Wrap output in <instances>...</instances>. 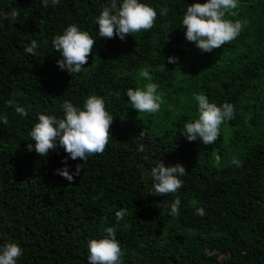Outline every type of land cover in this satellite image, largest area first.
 Masks as SVG:
<instances>
[{
    "label": "trees",
    "instance_id": "1",
    "mask_svg": "<svg viewBox=\"0 0 264 264\" xmlns=\"http://www.w3.org/2000/svg\"><path fill=\"white\" fill-rule=\"evenodd\" d=\"M110 2L45 7L42 0H0V13L19 11L15 22L0 18V116L9 121H0V245L23 249L17 264H88L89 240L115 226L121 264H264V0H239L237 15L226 18L248 24L211 53L188 42L182 24L187 7L206 0H140L156 9L155 26L124 41L98 35L97 18ZM71 24L96 40L88 64L73 76L59 69L52 44ZM32 40L35 55L24 52ZM145 68L152 81L139 75ZM149 82L159 85L163 103L155 114L138 113L126 90ZM194 94L234 106V118L207 146L180 131L198 118ZM91 95L103 97L114 116L112 137L69 182L55 174L64 150L47 157L29 152L27 144L35 143L29 133L38 115L63 118L65 100L83 109ZM9 100L28 115L17 114ZM162 160L188 171L178 193L165 197L151 195V169ZM78 163L69 158V171ZM176 195L180 215L172 216L165 205ZM198 207L204 216L195 214ZM122 208L129 214L117 224Z\"/></svg>",
    "mask_w": 264,
    "mask_h": 264
},
{
    "label": "clouds",
    "instance_id": "2",
    "mask_svg": "<svg viewBox=\"0 0 264 264\" xmlns=\"http://www.w3.org/2000/svg\"><path fill=\"white\" fill-rule=\"evenodd\" d=\"M60 0H42L45 7L57 6ZM239 0H206L205 3H192L187 7L183 16L182 24L185 29V38L188 42L194 43L202 52L211 53L215 49L235 40L248 24L244 20H232L226 18V14L236 16ZM169 9L162 7L160 15H167ZM19 17V11L12 9L7 13H0V18L10 19L15 22ZM157 20V11L154 7L141 3L140 0H111L110 4L104 6L97 18L98 35L100 38L113 39L119 37L121 41L129 35L134 36L142 31H149L154 28ZM47 43V41H45ZM52 44L61 59L57 61L60 70L66 71L71 76L82 71L88 64L89 57L93 53L96 40L87 31H82L77 25H69L61 35H56ZM39 47L36 40L24 49L29 55H35ZM178 58L168 57V63L176 64ZM139 75L147 81L153 77L149 71L141 69ZM159 85L149 82L143 88H128L126 95L138 113L155 114L163 103L162 96L158 94ZM198 102V118L193 122H187L180 130L181 134L189 142L201 141L205 146L213 144L220 135L221 125L225 121L234 118V106L224 103L217 106L210 102L204 94H194ZM15 112L26 117L28 110L16 103L14 100L7 101ZM64 109L63 118L54 115L40 114L29 135L32 143L26 148L29 152L35 151L41 157H47L49 152L57 147L62 148L67 154L62 160L63 168L57 169L55 174L60 175L69 182L80 176L83 171V164L90 156L103 154L107 149L111 136V125L114 116L106 109L103 97L97 95L89 96L83 109L74 106L65 100L62 104ZM4 125L9 123L7 116H0ZM142 134V133H141ZM138 151L143 152L144 146L139 145ZM80 160L75 166V171L70 172L67 160ZM231 163L237 167L242 166V161L233 157ZM188 174L185 166L181 163L166 166L163 160L151 169L153 178V192L151 195L165 197L176 194L183 187L184 181L180 178ZM71 184V183H70ZM181 199L175 196L170 207V215H180ZM129 214L128 209L122 208L115 213L117 224L125 215ZM195 214L205 215V209L198 207ZM106 235L101 239H90L88 242V264H121V257L124 255L120 241L116 238L117 228L107 227L104 229ZM23 254V249L16 243L6 242L0 245V264H17L18 258Z\"/></svg>",
    "mask_w": 264,
    "mask_h": 264
}]
</instances>
